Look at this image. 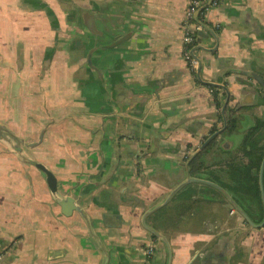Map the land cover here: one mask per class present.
<instances>
[{
    "label": "crops",
    "instance_id": "1",
    "mask_svg": "<svg viewBox=\"0 0 264 264\" xmlns=\"http://www.w3.org/2000/svg\"><path fill=\"white\" fill-rule=\"evenodd\" d=\"M187 4L0 0L6 58L33 65L27 27L48 16L41 58L81 94L57 113L44 99L36 128L49 139L34 156L24 144L38 138L0 100V264H264V0L208 9L196 75L182 55ZM4 58L1 84L7 68L21 73ZM29 158L55 174V192ZM66 195L79 206L69 215Z\"/></svg>",
    "mask_w": 264,
    "mask_h": 264
},
{
    "label": "rangeland",
    "instance_id": "2",
    "mask_svg": "<svg viewBox=\"0 0 264 264\" xmlns=\"http://www.w3.org/2000/svg\"><path fill=\"white\" fill-rule=\"evenodd\" d=\"M2 10H4V8ZM1 16L3 17L0 18L12 17L11 14L5 13ZM32 21L36 28L32 25H29L27 29L35 33L32 42L34 51L31 54L35 61L33 65L25 61L24 64H22L23 66L21 67L18 62L15 63V59L10 55V51L7 50V54L10 55L12 58H6L5 47L2 43H0V55H5L3 61L5 63L10 62L11 65H15L19 68V71L21 72L18 76H15L12 70L9 68H7V70H9L8 72L3 71V74L1 75H5L6 80H4L2 84L0 83V88L2 87L1 91L3 92V94L0 95V100L2 98L1 105L2 107H5V112H7L5 115V119H7L8 121L11 120L17 122L22 127L23 132L26 131L24 134L28 135V137H31L34 134V136L36 135V137L38 138L39 141L34 145H29L26 147V145L24 144V149H26V151L31 156H34L36 155V153H39L46 148V144L49 139V129H46V127L44 129V127H42L37 133L38 128H36V126L39 125L40 122H42L40 121V119H44L42 110V103L44 102V99H47L49 107H53L56 105L54 112L57 113L63 108L57 106V104L64 103L69 106L73 104H79L77 102L80 101L81 94H76V87H74V91H71L70 87H68V80L70 79V77L68 75L63 77L64 68L62 65L58 67L54 64L48 66L45 62H43L44 57L43 59L41 58L42 52L41 49L38 47H40L42 43H44L46 46L48 45L46 47L47 53L50 52V50H52L53 48V44H49L51 42V36L54 31V28L51 26L52 22L50 21V18H48L47 16L46 21H44L45 24L40 18L36 19V17H34ZM37 21H39V24L37 23ZM16 42L17 43L14 46L16 50H18V45L20 44H18V41ZM26 42L29 41L26 40ZM22 44L23 42L21 40V45ZM30 44L31 41L30 43H24L22 45V50H27V47L28 45L30 46ZM44 68H46V71L43 74L42 72ZM40 89H43L44 92L46 91V93L44 94L47 95H44L43 92L40 91ZM68 108L69 107H67V110ZM18 109L24 111V114L22 116H19ZM44 112L46 113V109H44ZM68 114L69 116L66 120L69 121L71 114L70 112H68ZM55 116L58 117V115ZM14 129H17V127L15 126ZM39 136H41L40 139ZM36 158H38L39 160L42 159L37 156ZM28 165L31 166V168L37 167L35 164L34 167L31 163H29Z\"/></svg>",
    "mask_w": 264,
    "mask_h": 264
},
{
    "label": "built area",
    "instance_id": "3",
    "mask_svg": "<svg viewBox=\"0 0 264 264\" xmlns=\"http://www.w3.org/2000/svg\"><path fill=\"white\" fill-rule=\"evenodd\" d=\"M219 0H188L184 18L181 24L182 55L190 69L196 75L199 58L197 55V37L199 32L210 25L207 20L208 9L216 6ZM212 88V87H211ZM146 253L152 252V246L146 248Z\"/></svg>",
    "mask_w": 264,
    "mask_h": 264
},
{
    "label": "water",
    "instance_id": "4",
    "mask_svg": "<svg viewBox=\"0 0 264 264\" xmlns=\"http://www.w3.org/2000/svg\"><path fill=\"white\" fill-rule=\"evenodd\" d=\"M198 73H199V71H198ZM254 76L256 77V75H254ZM218 132L219 131L214 132V134H217ZM40 138H41V136H39V139ZM35 143H37V142H30V143H28V145H33ZM29 160H30V162L34 163L38 168H40V170H42L45 173V179H46V182H47L50 190L52 192H55L56 188H57V179H56L55 174L50 169H48L43 163L37 162V161H35V160L31 159V158H29ZM263 166H264V158H263L262 163H261L260 175H259L261 184H262V169H263ZM190 179H199V178H190ZM211 183H213V182H211ZM58 203L61 206V212L63 214H65V215L71 214L72 210H74V209H77V210L79 209V206L77 204H75V198L73 196H71V195H66L63 198L59 199ZM242 213L245 215V213L243 211H242ZM245 216L250 222H252L247 215H245ZM142 222L149 230L154 231L152 228H150L149 226L146 225L144 216H143ZM262 223H264V218H263ZM257 225H259V224H257Z\"/></svg>",
    "mask_w": 264,
    "mask_h": 264
},
{
    "label": "trees",
    "instance_id": "5",
    "mask_svg": "<svg viewBox=\"0 0 264 264\" xmlns=\"http://www.w3.org/2000/svg\"><path fill=\"white\" fill-rule=\"evenodd\" d=\"M229 121V120H228ZM231 122V121H230ZM228 127L231 129L233 127V124H230L228 125ZM198 157H192V159L189 161V168H190V171L193 167V164L197 162V165L199 163H201V161L199 159H197Z\"/></svg>",
    "mask_w": 264,
    "mask_h": 264
},
{
    "label": "flooded vegetation",
    "instance_id": "6",
    "mask_svg": "<svg viewBox=\"0 0 264 264\" xmlns=\"http://www.w3.org/2000/svg\"><path fill=\"white\" fill-rule=\"evenodd\" d=\"M212 91H213V87H212ZM198 149V147H195V150H197ZM153 250H154V248L152 247V252H153Z\"/></svg>",
    "mask_w": 264,
    "mask_h": 264
}]
</instances>
